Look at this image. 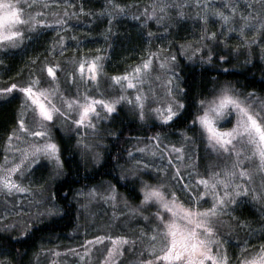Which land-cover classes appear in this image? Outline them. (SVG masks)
Wrapping results in <instances>:
<instances>
[{
    "label": "snow or ice",
    "instance_id": "snow-or-ice-1",
    "mask_svg": "<svg viewBox=\"0 0 264 264\" xmlns=\"http://www.w3.org/2000/svg\"><path fill=\"white\" fill-rule=\"evenodd\" d=\"M52 2L0 0V66L44 38L47 29L58 34L47 48L52 59H33L26 80L0 82V108L18 102L0 137V197L39 192L42 200L36 203L44 209L33 219L30 208L20 207L17 214L29 216L20 235L30 236L28 225L41 217L64 213L56 193L49 192L52 181L68 175L57 126L69 144L75 141L72 148L81 162L94 167L106 163L105 135L119 138L101 121L113 122L126 109L145 135L129 137L124 141L128 147L112 157L119 169L117 183L101 180L73 192L85 221L83 242L64 249L42 244L30 264H65L67 255L76 258L74 264H123L129 252L138 254L135 264H264V235L255 245L241 240L238 251L231 252L221 231L226 226L231 234L234 222L241 231L248 228V235L264 234V224L255 229L243 218L255 210L264 220V89L213 77L210 89L194 95L177 55L163 47L142 49L138 61L112 73L99 48L72 57L66 66L57 55L67 50L66 40L79 41L59 35L68 24L65 17H107L101 33L107 41L113 20L129 15L133 5L105 0L94 12L81 4L78 12L53 13L58 18L49 20L45 9ZM132 18L144 27L155 21L165 32L171 24L194 19L199 37L181 43L179 54L189 62L220 67L226 75L229 69L223 65L240 57L252 64L257 49L264 61V0H220L219 5L215 0H148ZM210 24L218 30H210ZM119 186H131L135 200ZM101 202L112 213L97 223L94 205ZM130 220L138 233L128 227ZM80 227L77 223L73 231ZM0 257V264H10L7 255L0 252Z\"/></svg>",
    "mask_w": 264,
    "mask_h": 264
},
{
    "label": "rangeland",
    "instance_id": "rangeland-1",
    "mask_svg": "<svg viewBox=\"0 0 264 264\" xmlns=\"http://www.w3.org/2000/svg\"><path fill=\"white\" fill-rule=\"evenodd\" d=\"M75 0H53L51 3V6L49 9H45L49 13L48 19L53 20L58 18L57 16L53 15V13H59L60 16H63V13L65 10H67L70 13L76 11L78 12L79 9H76L74 7ZM217 5H219L220 0H215ZM243 2V0H241ZM148 3V0L141 4H131L133 7L131 8V11L129 15L127 16H120L117 17L115 20H113L112 23V35L111 37L106 41L104 36L101 34L103 33L104 29L107 27V17H102L106 21L103 24V27L100 31L99 36H96V38L92 35H88L87 37L84 36L85 34V28L83 26V21L75 22L71 24H67L65 26V31L59 33V35H67L68 37L76 36L78 38L79 43H77V40H71L68 39L65 41V43L68 45L67 50L63 53V55H57L56 59L60 60L62 63H64L66 66L68 65V61L75 56H86V55H92L95 53L96 49H101L102 51L106 52L107 55V63H111L110 71H107L109 73H112L117 70H123L126 65L131 64L133 62H136L140 59L142 55V49L146 47H152L153 49L157 47H163L167 50H170L173 52V54L180 55L179 54V48L180 44L184 43L185 41H192L199 37L200 34V27L198 22H196L194 19H186L182 22L187 23V27L185 25L180 24L179 29L181 34H183V38L180 39H174L175 31H176V25L177 24H171L168 27L167 32L163 30V28L155 23V21H149L147 26L144 27L140 24L138 20H134L132 18V14L137 12V6H143L144 4ZM21 4H24V0H21ZM69 8V9H68ZM82 15V14H79ZM70 17V16H69ZM66 18V17H65ZM73 18V17H71ZM95 20L88 21V23H94ZM77 23V24H76ZM76 25H82L79 28H75ZM210 30L216 31L217 26L210 24L209 25ZM145 33V35H141V32ZM188 33L185 35V33ZM147 31H152L155 35H153L151 38L147 37L146 33ZM45 33H48L49 36L47 38H44L42 40H39L37 42H34L30 47H28L26 50L18 52L14 57H17V63L19 65L17 66V74H10L11 72V66L8 60L5 61V64L3 66H0V82H11V80L15 81H23L26 80L29 72L34 70L33 65L31 61L35 58H39V60H44L45 57L48 59H52L51 54L47 51V48L51 44V42L57 38V32L53 31L52 29H47ZM51 35V36H50ZM95 39V40H94ZM42 41V42H41ZM150 41V43H149ZM235 41H233L234 43ZM59 52V50H57ZM258 57H260L259 50L257 49ZM184 57L183 55H180ZM13 58V57H11ZM10 59V58H9ZM147 87V85H146ZM58 132H61L59 130V126H57ZM62 134H65L61 132ZM119 172V169H118ZM47 170L43 173L44 177L47 178ZM40 175V174H38ZM56 181V180H55ZM52 181L49 187V192L51 190L52 184L55 182ZM19 199H13L11 197L4 198L0 197V232L5 234H10L13 236H21L20 232L26 227L25 221L29 220L28 215H24L23 217L17 213L20 211V207L22 206L25 209H31V216L34 219L35 214L38 212H42L44 209L40 207L36 203L37 200H42V196L39 192H35L34 196L31 195H25V194H19ZM43 195H47V193H44ZM77 204V201L74 200ZM13 204H16L17 207L15 210L13 209ZM122 207V206H121ZM94 208L97 210V223H103L109 216H111L112 209L110 206L103 204L102 202L94 205ZM251 213H253L251 218L247 219L249 224L252 228L259 229L261 224H264V220L260 218V215L258 212H255V210H250ZM80 216L79 221L77 220V217ZM48 217H41V222L49 220ZM123 219V217H122ZM225 220L228 218L225 217ZM39 222L33 223L28 225L29 229L37 224ZM77 223L80 224V231L77 233L73 230L68 232L66 235L62 237H49L45 240H42L37 244V247L34 251H36L42 244L46 247L52 248L57 245H60L61 249L64 248H72L76 247L77 244L83 242L84 237V224L85 221L83 219V216L81 215L80 211L78 210V204H77V216H76V227ZM142 223V222H141ZM10 225H14L15 227H9ZM129 228L134 229L137 233L139 232V227L136 225V222L134 220L129 221ZM73 228V229H74ZM233 228L234 231L231 234H228L227 227H222L221 231L226 234V238L229 239L230 244L232 247L230 248L231 252H237L238 249L235 248V245H237L241 240L248 239L250 244H259L260 243V237L264 234H262L259 230L254 232L252 235H248L249 229L245 228L244 230H239L235 228V224L233 222ZM95 226L93 225L92 228L89 229L90 232L94 231ZM79 250V249H77ZM251 250V249H250ZM33 251V252H34ZM33 252L30 254L29 258V264L30 261L33 260ZM98 255V254H97ZM2 259V257H0ZM75 257L72 255H67L66 257H62V260L65 262V264H74ZM138 259V254L136 252H129L126 253L125 256L122 258L123 264H135V261ZM10 264H12L10 262Z\"/></svg>",
    "mask_w": 264,
    "mask_h": 264
},
{
    "label": "trees",
    "instance_id": "trees-1",
    "mask_svg": "<svg viewBox=\"0 0 264 264\" xmlns=\"http://www.w3.org/2000/svg\"><path fill=\"white\" fill-rule=\"evenodd\" d=\"M145 1L146 0H122V2L134 5L141 4ZM81 4L84 5L86 11L91 10L98 12L104 6L105 0H75L74 7L79 9ZM65 19H67L68 23L71 25L72 23L79 21L81 23V21H83V26L85 28L84 36L87 37L88 35H92L95 38L99 36L103 24L106 21L102 17L87 16L84 14L66 17ZM92 19L95 20V22L91 24L88 23V21ZM182 23L187 27L186 22ZM182 23L176 25L174 39L183 38L184 35L181 34L179 29ZM76 24L75 28L82 26L81 24ZM187 33L188 30L185 35ZM48 36L49 34L45 33L44 38ZM177 57L183 69V80L190 86L194 95L201 92L205 87L210 89L213 77H217L220 80H235L241 85L254 84L257 90L264 89V61L258 57L257 50L254 53L252 64L245 65L243 63V57H240L238 61L233 60L231 64L223 65V67L229 69V74L227 75L223 73L220 67L201 65L199 61L189 62L185 57L180 55H177ZM17 60V57L8 59L11 66V72H9L11 75L17 74L16 68L19 65ZM110 67L111 63L106 62V69L108 71L111 70ZM17 106L18 102H14L11 105L0 108V137H2L4 130L10 126ZM100 123L105 130H115L119 134L118 139L107 135L104 137L103 150L106 163L103 167H94L91 164L85 165L82 163L79 154L72 148L75 141L69 144L67 136L55 130L57 139L64 143L65 146L64 159L68 162V175L56 180L52 184L50 192L56 193V202L64 209V213L61 216L52 217L49 220L35 224L30 228L31 235L27 237L13 236L0 232V252L7 255L12 264H29L30 254L36 249L39 242L53 236L62 237L73 230L77 216V204L72 199L73 192L78 188L97 183L101 180H112L113 183H117L115 177L119 172L116 167V161L113 160L112 157L116 156L120 149L128 147L124 141L129 137L145 135L144 130L138 127L137 122L126 109L119 113L115 121H101ZM119 190L128 196L130 200H135L136 194L132 191L131 186H119ZM252 214L253 213L248 210L244 213L243 218L247 220L253 216Z\"/></svg>",
    "mask_w": 264,
    "mask_h": 264
}]
</instances>
